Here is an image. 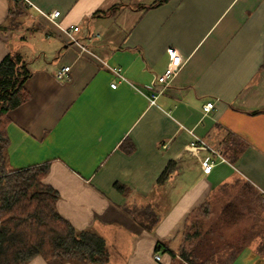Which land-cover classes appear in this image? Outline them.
<instances>
[{"label": "crops", "instance_id": "1", "mask_svg": "<svg viewBox=\"0 0 264 264\" xmlns=\"http://www.w3.org/2000/svg\"><path fill=\"white\" fill-rule=\"evenodd\" d=\"M25 1L0 0V62L18 51L32 71L30 98L8 114L7 166L50 162L44 181L59 194L58 211L105 238L108 264H173L164 249L178 244L189 213L222 185L245 179L264 198V0ZM54 10L127 81L80 53L45 15ZM170 47L184 65L151 103ZM67 65L68 77L58 79ZM196 136L212 150L191 153ZM199 158L215 161L210 173ZM125 208L144 211L138 220L147 225L152 213L159 220L149 230ZM159 241L168 248L157 249ZM257 245L233 264H264Z\"/></svg>", "mask_w": 264, "mask_h": 264}, {"label": "trees", "instance_id": "2", "mask_svg": "<svg viewBox=\"0 0 264 264\" xmlns=\"http://www.w3.org/2000/svg\"><path fill=\"white\" fill-rule=\"evenodd\" d=\"M16 1L26 6L25 0ZM163 1L157 0L150 7ZM17 12V4L9 9V24L15 22ZM4 28L0 27V31ZM31 74L29 61L18 51L9 52L0 62V264H28L36 257L43 258L48 264H108L110 255L105 238L92 229H77L58 211L59 194L44 181L50 172V162L19 169L7 166L8 114L30 98L25 82ZM238 149L234 145L231 147L232 161L236 160ZM237 181L239 179L219 189L235 185ZM243 189L249 192L253 186L245 182ZM212 205L206 199L189 213L184 228L178 234V244L173 249L167 247L169 242L160 241L157 249L162 246L168 248L164 250L170 252L175 263L233 264L248 244H236L232 252L225 256L213 246L201 249L204 237L212 231L209 229L204 235L200 228L201 220L210 218ZM125 210L149 230H153L159 220L152 213L153 224L147 225L138 220L144 211ZM243 216V209L235 200L228 201L222 209L224 225H236ZM258 249L264 252V239Z\"/></svg>", "mask_w": 264, "mask_h": 264}, {"label": "rangeland", "instance_id": "3", "mask_svg": "<svg viewBox=\"0 0 264 264\" xmlns=\"http://www.w3.org/2000/svg\"><path fill=\"white\" fill-rule=\"evenodd\" d=\"M23 25L22 30L27 32L28 20L21 17ZM28 33V32H27ZM33 36V42L36 41V35ZM37 51V50H35ZM235 185H229L225 189H219L214 192L210 199L212 205V214L210 218L201 220L202 233L210 231L204 237L201 249L216 247L222 256L230 254L236 244H253L259 247V243L264 239V199L261 194L253 187L251 191H245L243 186L245 179H239ZM232 184V183H231ZM235 200L240 208L243 209L244 216L236 225H224L222 220V209L228 201ZM200 222V221H199ZM175 242H177L175 240ZM248 248V247H247ZM250 249V248H248ZM261 253V252H260ZM264 253V252H263ZM162 256V254H161ZM173 264H184L177 261Z\"/></svg>", "mask_w": 264, "mask_h": 264}, {"label": "built area", "instance_id": "4", "mask_svg": "<svg viewBox=\"0 0 264 264\" xmlns=\"http://www.w3.org/2000/svg\"><path fill=\"white\" fill-rule=\"evenodd\" d=\"M61 11L60 10H54L51 13L45 14L49 21H51L54 25H56L58 28L61 29V31L64 33L68 41L73 43L80 51V53L89 54L92 57L94 56L97 61L102 66L107 67L111 72H113L116 76H118L121 81H127V78L122 73L121 68L118 66H111L108 64L106 60L101 59L96 51L91 47L90 45L83 43L77 36V32L79 31L80 27L75 25L71 27H63L61 24L57 21L58 17L60 16ZM168 55H169V62L167 65V68L164 73L161 75H158L153 83L154 93H152L149 96V100L151 103H155L157 97L164 93L171 85L174 77L181 71L184 63L181 60V57L179 55L178 50L175 47H170L168 49ZM71 69V66L67 65L62 68H60L56 72V77L58 79H64L68 77V73ZM111 86L113 88H116L118 86L117 82L111 83ZM214 107V102L209 101L207 102L203 108L204 110L210 111ZM188 149L191 153L195 154L198 149H203L206 151L212 150L207 144L204 143V141L200 137H194L192 142L188 145ZM217 156L220 158L221 161H225L226 159L221 156L218 152H215ZM201 167L204 171V173H210L212 168L215 166V161L211 159H205V158H199ZM157 259L161 258V255H156Z\"/></svg>", "mask_w": 264, "mask_h": 264}]
</instances>
